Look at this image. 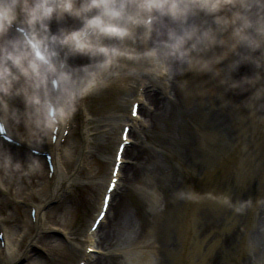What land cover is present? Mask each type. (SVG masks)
<instances>
[{
	"label": "clouds",
	"instance_id": "clouds-1",
	"mask_svg": "<svg viewBox=\"0 0 264 264\" xmlns=\"http://www.w3.org/2000/svg\"><path fill=\"white\" fill-rule=\"evenodd\" d=\"M109 78L264 100V0H0V114L54 135Z\"/></svg>",
	"mask_w": 264,
	"mask_h": 264
},
{
	"label": "rangeland",
	"instance_id": "rangeland-1",
	"mask_svg": "<svg viewBox=\"0 0 264 264\" xmlns=\"http://www.w3.org/2000/svg\"><path fill=\"white\" fill-rule=\"evenodd\" d=\"M118 95L121 96L120 93H118ZM14 104H19V101H15ZM120 112V109L115 113H103L99 109H96L95 111L93 110L92 112L93 121L91 123V127L95 129L92 137V159L91 157L89 159V165L92 169L94 168L95 171L92 177H101V175H103L107 165V158L110 154L111 146L113 143L112 140L114 138L113 131H109V133L107 132V134H101V130L107 128L105 127L106 125L112 127L113 122L118 119V115H120ZM166 116V114H163L156 120L155 118H153L154 123L152 119L149 122L147 121V119L144 121L145 124L143 127L145 128L143 129L148 132L147 136H145V144L147 146L145 154H143V159L137 161L136 164L130 168V180L128 182L127 192L120 196V200L116 205L117 209L114 210L115 216L118 217L116 215V211L124 208L122 214L120 211L121 216L119 219L128 217V215L133 214V220H126V223L129 224V227H136L137 225L139 226V222L142 223L143 228H141V233L138 235V239L131 246L117 247L118 245L114 243V241L110 243L114 228H117L114 221L113 227H110L107 233L109 237H106V239H109V243H106L105 240V245L107 244L106 247L108 248L110 258L102 260L100 264H135L134 262L130 263L128 261H125L124 257H128V259H130L133 257L132 255L135 253V251H143L145 249L151 250L152 246L154 248V251H156L153 254L154 261L151 262L152 264H160L161 256L158 250L159 243H157V241H154L153 231L157 219L153 220V214L151 216H149L145 212L144 214H142L141 208L143 206V209H146L147 212L156 211L159 213V215L163 208V189L161 191L162 187L160 188L156 176H152V173H148L146 170L147 166L150 163L147 158L151 156L153 146H160V141L163 143V147L160 146V149L163 150V152H166L165 150L167 149V142L165 143L163 140L168 131V122H170V120L165 119ZM150 122L152 123L149 126ZM11 126L12 129L16 131L18 130L25 135H32L21 122L11 120ZM147 128H150V130L147 131ZM108 135H110L111 139L109 142L105 143ZM77 136V132H73V136H71V143L69 144V147H71V149L74 145L72 142L77 143ZM70 153L71 151L69 152V154ZM101 156L104 157L103 161L99 159V157L101 158ZM0 166H3V168L0 169V180H16L19 175L26 176L24 182L22 181L19 184L22 191L26 190L29 187L30 183L33 186L37 184L36 170L35 167L31 164H29V168L30 170H33L32 173H14L11 161L8 158L0 156ZM83 180L85 181L84 185H80L79 183H77V186L73 189L70 198L67 200V202L65 201L64 207L53 213V216L57 218V221L69 226L71 232H73L75 236L87 221V213L91 211V196L94 192L92 191L93 185L90 183V181H88L89 178H83ZM147 189H150L151 191L150 200L146 195ZM137 193L139 195H143L145 201H138ZM2 210L6 209L3 208L0 204V214H3ZM127 210L129 211L128 215H126L125 213ZM3 215H5L7 218L9 217L11 228L16 225L19 217L21 216V213L12 212L9 216L7 213ZM196 225L197 221L195 217L194 219H192V226ZM11 230L14 232L16 229L14 227L13 229L11 228ZM192 242L194 243L192 247L194 249V255L196 257V264H205L208 259V247L205 243L200 242L199 239L194 237L193 235ZM251 254H254L253 249L251 250ZM74 255L75 253L72 248L62 246L59 242H56L51 249V252L47 256L48 259H45V255L44 258H37V260L33 264H71L74 259Z\"/></svg>",
	"mask_w": 264,
	"mask_h": 264
},
{
	"label": "bare ground",
	"instance_id": "bare-ground-1",
	"mask_svg": "<svg viewBox=\"0 0 264 264\" xmlns=\"http://www.w3.org/2000/svg\"><path fill=\"white\" fill-rule=\"evenodd\" d=\"M244 74H246V71L244 72ZM77 75L80 76L81 78H83V74L80 71H77ZM194 79H192L190 81L189 84H191L193 82ZM124 80H111L110 78L108 79V82L105 83V85H103V88H105V90L108 89V92L104 95H99V93L94 96V101H91L94 103V105L96 106L97 109H99L102 112H107L109 113V111H111V106L114 104L115 100L117 99V94L115 93L114 89H127V87L125 88L126 85H121L120 83L124 84ZM133 83V80L130 79L129 80V84ZM127 84V85H129ZM203 85V87H205V85L202 83L201 81V86ZM121 86V87H119ZM200 86V83L197 81V88ZM102 88V89H103ZM202 88V87H201ZM203 89V88H202ZM214 91V90H213ZM231 90H226V92H230ZM215 93V92H214ZM222 93V92H221ZM179 94V93H177ZM177 97H179L177 95ZM215 94L214 95H208V96H202V95H198L197 94V101L194 102L193 99H190L189 102H191V111L194 109V113L197 114L196 115V119H208L209 117H211V114L214 111V108L217 107V99H214ZM155 101L153 102L157 108V111L155 113V118L157 119L158 117H160V115L165 114V107L161 106L162 103L164 102L165 99L161 100V98L159 96H155ZM121 106V105H120ZM115 107V105H114ZM116 109V108H115ZM169 112H173L174 110L171 108H168ZM199 120V123L201 124H205V125H210L212 124L211 122H205ZM110 141V136L108 135V137L105 140V143ZM151 160V159H150ZM97 180V178L93 179V182H95ZM97 182V181H96ZM59 187V185H58ZM118 211H122L121 209ZM120 213L118 214V227L122 229L120 234H115L114 235V239H118L119 241H121L122 243H130L132 244V242H130L131 240L129 239L130 237H132L133 235L136 234L137 229H135V232L128 230V228H126V222H123L121 220H119L120 218ZM140 234V231L138 232L137 236L135 237L136 239L138 238V235ZM11 258L10 259H5L6 261L9 262H14L16 261L17 257H18V250H15L14 246H11Z\"/></svg>",
	"mask_w": 264,
	"mask_h": 264
},
{
	"label": "snow or ice",
	"instance_id": "snow-or-ice-1",
	"mask_svg": "<svg viewBox=\"0 0 264 264\" xmlns=\"http://www.w3.org/2000/svg\"><path fill=\"white\" fill-rule=\"evenodd\" d=\"M133 116H136L137 115V110H136V107L134 106L133 109H132V113H131ZM127 129H125V135H124V142L127 143ZM52 140L55 141L56 140V136L53 135L52 137ZM117 160H119V155L117 156ZM119 171V168L117 166V169H116V172ZM116 172L113 173V175H116ZM112 187H115V180L112 181ZM109 199V197L105 196V208L107 207V200ZM104 218V212H101L100 215H99V218L96 219L92 225V231H95V228L97 226H99L100 224V221L103 220ZM89 251H91V249H89Z\"/></svg>",
	"mask_w": 264,
	"mask_h": 264
}]
</instances>
